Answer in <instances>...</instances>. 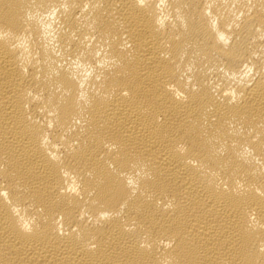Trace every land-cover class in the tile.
I'll list each match as a JSON object with an SVG mask.
<instances>
[{"label":"bare ground","instance_id":"obj_1","mask_svg":"<svg viewBox=\"0 0 264 264\" xmlns=\"http://www.w3.org/2000/svg\"><path fill=\"white\" fill-rule=\"evenodd\" d=\"M0 264H264V0H0Z\"/></svg>","mask_w":264,"mask_h":264}]
</instances>
